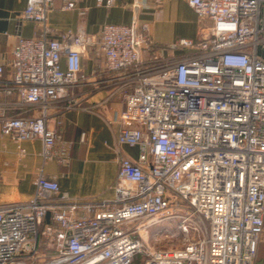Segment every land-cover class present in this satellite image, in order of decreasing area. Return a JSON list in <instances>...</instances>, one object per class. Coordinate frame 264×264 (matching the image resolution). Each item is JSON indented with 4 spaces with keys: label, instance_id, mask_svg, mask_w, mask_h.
<instances>
[{
    "label": "built area",
    "instance_id": "2783aa9c",
    "mask_svg": "<svg viewBox=\"0 0 264 264\" xmlns=\"http://www.w3.org/2000/svg\"><path fill=\"white\" fill-rule=\"evenodd\" d=\"M181 1L212 21L210 34L177 39L171 57L155 53L149 65L147 23L100 29L104 67L127 89L117 143L138 149L137 162L118 159L113 197L71 199L39 173L29 200L0 204V264H131L140 252L143 264L255 263L264 229V0ZM52 4L26 0L22 17L40 35L18 38L8 73L0 64V134L40 139L44 160L63 161L68 146L56 153L47 110L62 100L76 106L69 89L81 82L93 38L71 30L48 37ZM163 221H176L181 245L145 248L142 232Z\"/></svg>",
    "mask_w": 264,
    "mask_h": 264
},
{
    "label": "crops",
    "instance_id": "0c3cea01",
    "mask_svg": "<svg viewBox=\"0 0 264 264\" xmlns=\"http://www.w3.org/2000/svg\"><path fill=\"white\" fill-rule=\"evenodd\" d=\"M65 0H53L46 22L52 31L48 37L59 39L63 31L91 35L93 42L82 56V79L69 89L76 106L64 108L69 100L48 106L47 124L58 131L56 153L68 146V156L44 160L40 139L12 140L0 134V204L29 200L39 173L54 178L59 193L80 201H101L114 195L113 185L118 159L137 162L138 149L117 143L120 123L115 117L125 107L123 80L104 67L99 46L104 24L147 23L154 40L142 55L143 64H151L153 54L169 58L168 46L179 38L199 40L210 34L212 21L198 18L181 0H115L109 6H98L96 0H76L74 9L62 8ZM26 0H0V64L9 72L12 50L19 37L40 35L39 26L22 17ZM84 10L80 15L79 11ZM63 64V59H62ZM13 99L15 97H12ZM24 115H38V108L23 107ZM61 125H57V121ZM20 148L24 152L20 153ZM254 264H264V229Z\"/></svg>",
    "mask_w": 264,
    "mask_h": 264
},
{
    "label": "rangeland",
    "instance_id": "374dc122",
    "mask_svg": "<svg viewBox=\"0 0 264 264\" xmlns=\"http://www.w3.org/2000/svg\"><path fill=\"white\" fill-rule=\"evenodd\" d=\"M143 233L144 245L148 249H169L181 245V237L176 221H163L147 229ZM146 255L142 252L134 256L131 264H143Z\"/></svg>",
    "mask_w": 264,
    "mask_h": 264
}]
</instances>
